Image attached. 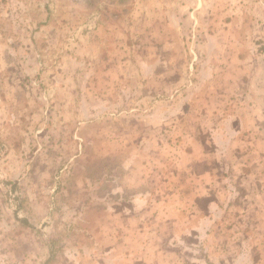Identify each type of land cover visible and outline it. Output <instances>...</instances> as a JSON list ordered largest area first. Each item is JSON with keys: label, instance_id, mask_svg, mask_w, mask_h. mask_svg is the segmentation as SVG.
<instances>
[{"label": "rangeland", "instance_id": "1", "mask_svg": "<svg viewBox=\"0 0 264 264\" xmlns=\"http://www.w3.org/2000/svg\"><path fill=\"white\" fill-rule=\"evenodd\" d=\"M0 264H264V0H0Z\"/></svg>", "mask_w": 264, "mask_h": 264}, {"label": "crops", "instance_id": "2", "mask_svg": "<svg viewBox=\"0 0 264 264\" xmlns=\"http://www.w3.org/2000/svg\"><path fill=\"white\" fill-rule=\"evenodd\" d=\"M207 221L208 220L206 217H198V225H199L198 232H200V234L204 230Z\"/></svg>", "mask_w": 264, "mask_h": 264}, {"label": "trees", "instance_id": "3", "mask_svg": "<svg viewBox=\"0 0 264 264\" xmlns=\"http://www.w3.org/2000/svg\"><path fill=\"white\" fill-rule=\"evenodd\" d=\"M19 220L22 222L24 226H27V227L29 226L26 220L24 219H19Z\"/></svg>", "mask_w": 264, "mask_h": 264}]
</instances>
